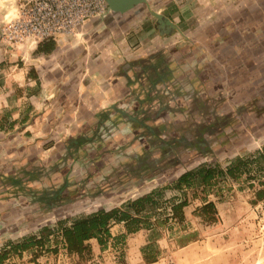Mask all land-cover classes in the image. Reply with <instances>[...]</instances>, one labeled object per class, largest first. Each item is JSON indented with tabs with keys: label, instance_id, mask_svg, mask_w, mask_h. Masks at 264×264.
<instances>
[{
	"label": "crops",
	"instance_id": "1",
	"mask_svg": "<svg viewBox=\"0 0 264 264\" xmlns=\"http://www.w3.org/2000/svg\"><path fill=\"white\" fill-rule=\"evenodd\" d=\"M149 9L169 23L149 17ZM4 13L0 12V24ZM96 21L105 26L97 37L112 34L113 49L120 45L115 37L125 35L128 46L150 54L136 63L124 61L106 68L99 58L85 60L84 45L77 51L65 38L22 48L0 42V228L12 218L21 190L53 193L51 187L65 180L66 160L78 158L72 173H85L89 181H96L111 165L140 156L138 141L144 137H137L136 145L129 142L142 128L134 129L132 122L113 114L125 112L146 120L145 113L161 111L162 99H184L181 134L194 146L207 144L203 132L212 135L221 130L220 115L237 116L242 107L255 115L264 113V0H146L90 22ZM67 115L73 130L86 129L71 147L64 142ZM204 115L216 123L209 126ZM54 125L59 133L50 138ZM257 197L263 199L264 191ZM187 217L184 206L183 218ZM115 227L121 234L134 233H127L123 222L113 223L110 240ZM85 243L88 249L81 254L68 253L62 240L50 238L45 247L55 249L37 257L29 252L24 264H40L39 258L58 263L61 255L82 258L90 246L105 250L95 238ZM9 248L6 245L0 252ZM6 256L0 264L14 261L10 251ZM16 256L23 260L26 251Z\"/></svg>",
	"mask_w": 264,
	"mask_h": 264
},
{
	"label": "rangeland",
	"instance_id": "2",
	"mask_svg": "<svg viewBox=\"0 0 264 264\" xmlns=\"http://www.w3.org/2000/svg\"><path fill=\"white\" fill-rule=\"evenodd\" d=\"M15 1L0 0V12H5L3 21L14 14ZM152 12L153 9H149L147 15L151 17ZM102 27H105L103 22H88L76 35L65 37L64 41L77 51L84 45L85 60L99 58L106 68L124 61L136 63L141 56L150 54L128 46L125 35L115 37L120 45L113 49L112 34L102 40L99 38L102 36L97 37ZM104 72L106 74L107 69ZM184 103V99H162L160 115L145 113L146 120L125 112L113 114L115 119L132 122L134 129L142 128L139 136L134 131L129 146L136 145L141 136L144 140L138 141V158L133 155V158H126V163L111 165L101 179L89 181L85 173L73 174L77 158L65 161V180L51 187L53 193L49 189L42 195L36 189L33 192L21 190L14 211H11L12 218L0 228V248L11 245L8 250L14 258L8 264L26 263L29 252L37 257L55 249L49 245L43 249L32 247L25 250V258L19 260L13 245L24 238L38 237L45 228L50 231L47 240H62L58 222L68 225L76 217L120 207L155 189L162 191L154 196L158 203L142 214L148 221L147 228L121 234L115 227L112 229L114 237L108 239L103 251L90 246L82 258L75 256L69 260L61 255L58 263L53 258L50 261L39 258L40 264H264V229L257 197L258 191H264V113L255 115L242 107L237 116L220 115L221 130L212 135L203 132L207 144L191 146L181 134L185 126ZM65 119L68 126L64 142L66 147H71L79 143L78 136L86 129L76 127L73 130L68 123L70 116ZM204 119L209 126L216 123L209 115H204ZM55 126L49 131L50 138L58 136ZM89 134L94 136V132ZM238 165L240 168L235 176L226 173L229 166ZM207 168L213 170L214 177L204 183L202 176ZM187 170L192 171L190 185L173 188L178 176ZM183 199H186L188 217L183 218V222L171 219V204ZM203 201L216 206V213L209 220L199 217Z\"/></svg>",
	"mask_w": 264,
	"mask_h": 264
},
{
	"label": "trees",
	"instance_id": "3",
	"mask_svg": "<svg viewBox=\"0 0 264 264\" xmlns=\"http://www.w3.org/2000/svg\"><path fill=\"white\" fill-rule=\"evenodd\" d=\"M239 165L234 167L229 166L226 173L229 176H235V171L239 169ZM221 172V171H220ZM192 171L187 170L181 173L176 179L174 185L175 189L182 188L183 185H190V177ZM213 170L207 168L202 176L204 183L212 179ZM161 190H153L152 192L143 196L129 200L122 204L120 207L111 209H100L88 215L79 216L73 219L70 224L65 225L63 222H58L60 226V233L62 242L68 253L81 254L84 250L88 249V244L85 241L95 238L98 244L103 247L111 237L110 227L113 223L123 222L127 233L138 231L141 228L148 227V221H145L143 213H147L148 208H155L158 203L154 197L156 193H161ZM186 205V199L180 202L171 204V219H183V207ZM200 215L204 220H209L216 213L215 205L213 202H205L199 209ZM165 220H168L166 218ZM42 230L40 236H29L24 238L21 242L13 245L18 253L28 250L32 247L43 249L50 231ZM121 237H123L121 235ZM11 247V245H10ZM10 250L4 249L0 252V263L7 258V253ZM148 260V258H146Z\"/></svg>",
	"mask_w": 264,
	"mask_h": 264
},
{
	"label": "built area",
	"instance_id": "4",
	"mask_svg": "<svg viewBox=\"0 0 264 264\" xmlns=\"http://www.w3.org/2000/svg\"><path fill=\"white\" fill-rule=\"evenodd\" d=\"M109 12L106 0H16L14 14L0 24V42L12 48L77 34ZM264 229V197L259 201Z\"/></svg>",
	"mask_w": 264,
	"mask_h": 264
},
{
	"label": "water",
	"instance_id": "5",
	"mask_svg": "<svg viewBox=\"0 0 264 264\" xmlns=\"http://www.w3.org/2000/svg\"><path fill=\"white\" fill-rule=\"evenodd\" d=\"M109 12H125L130 10L140 3H146V0H106ZM161 24L169 23L162 14L155 11L152 12Z\"/></svg>",
	"mask_w": 264,
	"mask_h": 264
}]
</instances>
